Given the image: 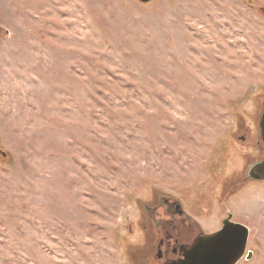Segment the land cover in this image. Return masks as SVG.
I'll return each mask as SVG.
<instances>
[{"label":"rangeland","instance_id":"obj_1","mask_svg":"<svg viewBox=\"0 0 264 264\" xmlns=\"http://www.w3.org/2000/svg\"><path fill=\"white\" fill-rule=\"evenodd\" d=\"M264 0H0V264H163L162 197L264 264Z\"/></svg>","mask_w":264,"mask_h":264},{"label":"water","instance_id":"obj_2","mask_svg":"<svg viewBox=\"0 0 264 264\" xmlns=\"http://www.w3.org/2000/svg\"><path fill=\"white\" fill-rule=\"evenodd\" d=\"M148 2L150 0H140ZM259 130L264 147V104L259 119ZM247 179L264 181V156L251 163ZM250 229L243 223L224 222L217 232L199 236L183 251V258L172 264H237L246 254ZM249 251L248 258H251Z\"/></svg>","mask_w":264,"mask_h":264},{"label":"flooded vegetation","instance_id":"obj_3","mask_svg":"<svg viewBox=\"0 0 264 264\" xmlns=\"http://www.w3.org/2000/svg\"><path fill=\"white\" fill-rule=\"evenodd\" d=\"M160 201L156 206L157 210L160 208L157 224L162 232L158 242L160 249L157 258L162 260L163 264H172V262L182 259L185 248L190 247L199 236L220 230L226 220L242 223L234 219L233 213L229 212L222 220L220 227L212 231H204L200 223L184 211L178 200L162 197ZM249 251L251 250H247L245 256L237 264L242 260L252 259L254 253L252 251L251 258H248Z\"/></svg>","mask_w":264,"mask_h":264}]
</instances>
